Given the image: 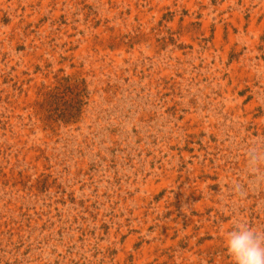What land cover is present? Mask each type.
I'll return each mask as SVG.
<instances>
[{"label":"rangeland","instance_id":"374dc122","mask_svg":"<svg viewBox=\"0 0 264 264\" xmlns=\"http://www.w3.org/2000/svg\"><path fill=\"white\" fill-rule=\"evenodd\" d=\"M75 124L39 106L63 79ZM264 0H0V264H232L264 231Z\"/></svg>","mask_w":264,"mask_h":264},{"label":"trees","instance_id":"16d2710c","mask_svg":"<svg viewBox=\"0 0 264 264\" xmlns=\"http://www.w3.org/2000/svg\"><path fill=\"white\" fill-rule=\"evenodd\" d=\"M89 96L84 80L63 78L46 93L39 111L47 122L75 124L87 106Z\"/></svg>","mask_w":264,"mask_h":264},{"label":"clouds","instance_id":"9594fccd","mask_svg":"<svg viewBox=\"0 0 264 264\" xmlns=\"http://www.w3.org/2000/svg\"><path fill=\"white\" fill-rule=\"evenodd\" d=\"M260 160H264V155L250 153V166ZM223 242L232 264H264V231L239 221L224 233Z\"/></svg>","mask_w":264,"mask_h":264}]
</instances>
